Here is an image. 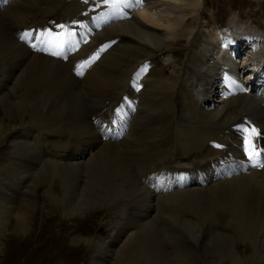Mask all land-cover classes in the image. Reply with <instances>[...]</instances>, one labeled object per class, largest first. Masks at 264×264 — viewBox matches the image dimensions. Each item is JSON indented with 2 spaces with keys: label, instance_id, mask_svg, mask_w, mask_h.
<instances>
[{
  "label": "bare ground",
  "instance_id": "obj_1",
  "mask_svg": "<svg viewBox=\"0 0 264 264\" xmlns=\"http://www.w3.org/2000/svg\"><path fill=\"white\" fill-rule=\"evenodd\" d=\"M164 1L155 7L158 2L147 0L144 5L148 6L142 8L144 5L139 6L135 0H126L130 5L135 6V10L130 11V19L121 20L115 24L114 27L118 32L110 34L122 33L119 37L121 40H125V46L121 45L117 48V43L105 54L103 62L94 67L84 79H79L61 61L31 52L27 46L13 36L14 30L22 25L23 27H28L31 24L36 25L33 23L37 16L41 15L46 19L55 9L69 8V4L62 5L61 0H13L2 12L3 16L10 15V22L5 24L7 19L2 20L3 16L0 15V68L5 65L9 76L14 79L11 90L21 87V91L15 102L12 103L7 99L4 103L11 108L12 112L22 109L23 113L32 117L31 119L37 118L43 125L42 129L45 131L43 133L50 138H56V140H50V143L60 141L62 145H66L65 155L58 153L53 161L61 163L63 162L61 159L66 158L70 162H65L64 166L48 162L44 164L43 173H50L51 177L59 175L63 180L65 179L68 183L66 189H68L69 196L67 197L71 199L81 197L85 200H89L90 197L93 202L98 201L103 205L106 201L109 204L120 202L121 205L117 207V210L129 212L130 226L122 228L118 236L122 235V237L124 236L123 240L125 238L127 240L128 234L133 236L132 232L138 231L137 235L139 236L136 239L142 242L141 244L138 242L137 248L131 251L133 254L131 253L132 256L129 255V257L133 258L132 260L129 258V261L137 262L140 259L146 260L147 257L155 256L156 260L158 257L156 262L162 260V264H169L168 253L165 250L167 249L169 254L173 253L174 244L167 245L168 247L166 246L167 248L164 249L162 241L163 236H169L180 244L181 249H174L177 264H184L185 261L186 264H239L243 257L236 255L232 250L237 252V248L231 244V235L218 233L219 229L214 227L215 216L217 220L220 218L219 216L225 217V227L235 228V231H232V236L236 234L245 240V245L252 248L251 257L255 259L257 247L260 246V240L264 237V175H249L247 173L242 177H232L228 182L226 180L216 184H207L203 188L176 189L165 193L155 192L144 182L150 173L168 170L167 161L165 162L164 158L166 153L172 155L170 158L172 168H176L174 163L177 159L174 158L195 154L197 160H190L188 163L194 167L204 166L203 161L213 153L207 145L209 140L205 139L211 135L209 133L210 126H217L220 123L223 127L239 121L240 113L237 112L239 110H248L255 115L256 113L264 114V107L260 104L262 100L250 94H243L231 99L229 97L221 102L222 104L217 103L221 98L216 96L214 86L217 84L214 72L219 66L218 63H214L210 59L216 46L212 41H204L200 37V34L203 36L204 33L201 31L196 33L192 26L198 18L194 14H200V9L197 7H201L199 0ZM178 1L186 2L185 6H181V2L178 4ZM177 12H180V15L175 17ZM189 13H192L191 17L195 20L194 22H190ZM7 26H10L9 30ZM114 27L109 28L113 29ZM195 37L204 43L202 46H205V49L197 48L198 42L197 40L195 42ZM181 39L188 42L185 58L180 65H176L175 61L178 59H174V66L168 70L167 74H164V71L169 67L167 63L162 62L160 72L163 75H154L158 77L154 79L156 87L152 88L153 91L151 89L145 92L142 97L141 112L145 115H141L139 119L141 121L136 119L137 122L135 121L133 124L135 136L128 137L137 113L134 114L126 134L128 138L124 137L126 139L122 138L118 143L110 140L102 141L93 126L91 115H104L105 107L99 108L97 113L93 111L90 114V108L97 109L94 106L104 96L101 95V92L104 94L108 91L105 96L113 97L117 91L112 92V90L118 88V81L124 84L131 73L130 69L134 68L136 62L133 58L147 50L160 52L173 49ZM153 52L148 53L150 55ZM228 52L230 53L231 50ZM254 53L252 56H255ZM158 57L157 54L152 55L155 61L159 59ZM261 59L262 57L259 55L256 58L253 57L254 61L260 62ZM130 63H132V68L130 67L125 73L123 81L122 79L118 80L121 76L118 77L119 70L122 67L124 69ZM189 65L195 66L197 69L195 73L199 72L203 76L200 74L201 77L193 78L192 74V77H186L188 74L184 70ZM212 68H215L214 72ZM202 69L205 71H201ZM178 77L185 85V90L182 91L184 96H180L185 103L186 113L184 114L188 118V123L185 125H176L175 121L173 125L175 115L173 117L171 105L175 97L173 98V95L169 93L173 91L177 94L181 91L178 86L174 87L175 84H178L176 83ZM150 81L152 79H149L148 84ZM189 83L208 86L205 95L201 98L194 97L190 91ZM122 87L119 90H122ZM95 97L97 100H94ZM211 104L214 106L213 108ZM158 113L166 115L159 126ZM194 122L197 123V127L192 134L173 131V127H177L179 131L188 129ZM16 129H18V125L0 124V139L9 137ZM28 132L29 130H26V138L25 132H22L24 139L22 142L17 141L16 145L22 148L35 147L37 142L43 145V142L35 140L34 134L29 139ZM57 134L62 135L63 138ZM223 137L224 133H219L218 139L221 140ZM203 139L205 140L202 149H197L199 145L196 146L195 142L200 144ZM68 144L71 145V149ZM69 149L70 154L67 155ZM78 157L80 160L76 161ZM85 178L87 183H82L77 188V184H81L79 183L80 179ZM86 194H90V196L86 197ZM8 214L6 209L0 218V241L6 232ZM131 228L136 229L131 231ZM127 246L128 244L126 248ZM218 251H220L219 254ZM129 264L131 263L129 262Z\"/></svg>",
  "mask_w": 264,
  "mask_h": 264
},
{
  "label": "rangeland",
  "instance_id": "obj_2",
  "mask_svg": "<svg viewBox=\"0 0 264 264\" xmlns=\"http://www.w3.org/2000/svg\"><path fill=\"white\" fill-rule=\"evenodd\" d=\"M152 1L158 2L157 5L155 4V7L158 6L159 3L165 2L164 0H152ZM177 3L178 4L180 3L181 6L183 7L185 6L184 4H186V2L183 1H178ZM199 4L201 5V7L199 6L197 7L200 9L201 16L200 14L198 15L197 13L194 14V16H197L198 18L196 19V23L192 26H194V30L196 33H200L201 31L202 33H204V35H206V37H208L211 40H215L213 27L219 20H223L226 18V16L230 15L231 12L230 8H233L235 10L238 9V10L235 11L232 14V16L230 15L228 17L229 19L232 17L231 20L227 22L228 24H230V21L232 22L234 20L235 15L237 17L240 16L239 14L241 13H243L244 15L248 13L250 16V13H253L252 11L254 10L258 11L261 8L262 13L264 14V0H211V1L199 0ZM152 5H154V3H152ZM0 13H1L0 15L3 16L4 13L2 12ZM179 15L180 12L175 13V17H178ZM189 15H190V22H194L195 20H193V18L191 17L192 13H189ZM3 18L2 20L7 19L5 21V24H7L8 21L10 22L11 18L9 14H5ZM235 20H236L235 26H239L238 20L237 19ZM251 20L256 22L259 26L263 24L260 21V19L251 18ZM33 24H36V21ZM208 24H210L211 26H209ZM9 28L10 26H7L8 30ZM22 28L23 25L22 27L15 29L14 30L15 33L13 32L14 33L13 36L16 37L18 41L20 38L19 30ZM253 28L255 29L256 27ZM200 37H202V34H200ZM196 40L197 37H195V42ZM252 41H255L254 42L255 46H259V37H256V39H252ZM120 43H121L120 45L118 43L117 48L121 45L125 46L124 44L126 42L123 41V43L122 42ZM187 43H188L187 41L185 42L184 40L181 39L173 49L163 50L162 54L161 53H160L161 55L159 54L161 61H165L169 59L167 55L170 54V51H173L171 52L173 56V60L178 59L175 61L176 62L175 64L180 65L183 59L185 58ZM202 44L204 45V43ZM214 45L216 44L214 43ZM197 46H196L197 48L200 47V49H205V46L201 47L200 42H198ZM252 50L253 49H250L249 53H251ZM259 50L260 49H257V51ZM249 53H247L246 57H249ZM257 54H255L254 56L255 58L257 57ZM258 55L261 56L260 53ZM155 62L159 66V71L155 72L154 75L156 76L160 74L163 75L160 72L162 66L160 65L159 59L156 60ZM132 63H130V65L125 66L124 69L122 67L119 70L118 77L120 75L121 76L119 77L118 80L122 79L123 81L126 75L125 73L128 72ZM4 66L1 67L2 69L0 68V124L8 126V124L11 123V125H15V126L18 125V129L14 131L15 133L12 132L10 134L11 137L9 136L5 139L3 138L0 139V212H1L0 218L2 217V214H4V210L7 209V212H9V214L7 215L8 222L5 228L6 232L4 234V237L0 241L1 242L0 264H96V263L97 264H122V263L129 264V262L131 264L134 263L135 261L134 262L131 261L133 258V257L131 258L133 254V252L131 251H134L137 248V245H139V243L140 244L142 243L141 241L136 239V237L139 236L137 235L138 231L132 232L133 236L128 234L127 240L126 238L125 240H123L124 238L118 239L119 242L114 247L111 248L109 246L110 242L114 240L117 232L119 231V228L122 226V223L124 221L122 220V222H120L122 216H126L124 210H117V207H120L121 205L119 204L120 202L118 203L113 202L109 204L108 201H106L107 203L105 202L103 205V203L101 204L98 201L93 202L89 197L90 194H86V197H89V200H85L84 198L81 197H78L76 199H71L70 197H67L69 196V193H68V189H66L68 188V183L66 182V180L65 179L63 180L59 175H55L51 177L50 173L49 174H46L45 172L43 173V171L45 170L44 164L48 162H54L53 160L55 159L54 158L55 156H53L52 154L55 153L54 151L57 143H54V146L51 147L47 146V148H45L47 153H42V150L37 146L29 147L27 145L28 147L26 148H22L21 146L20 148L18 145H16L18 143L17 141L22 142V140L24 139L23 138L24 133L22 132H25V138H26L27 136L26 130H29L28 132L30 136L29 139L31 138V136H33L35 131L38 130L42 132L45 131L42 129L43 128L42 123H39L40 121L37 118H33L34 120L31 119L32 117L27 113H23L22 109H18L17 111L12 112L11 108L5 105L4 101L6 102L7 99H9L10 102L12 103L16 101L18 95L20 94L21 87H16L13 90H11L13 85L12 82H14V79L11 76H9L6 66L5 68ZM165 69L166 70L164 71V74H167L169 69L167 68ZM195 70L197 69L193 65H189V67H186L184 71L186 72V74L189 75V76L186 75V77L190 78L192 74H193L192 75L193 78L201 77L202 74L199 72L195 73ZM130 71H132V69H130ZM201 71L204 72L205 69H202ZM153 76L150 78V80L152 79V81H150L148 84V88L150 89L156 87V82H154L156 76L154 77ZM182 82H183L182 79L179 78L176 82L178 84H175L174 86V87L178 86L181 89L180 92H178L177 94L174 93L173 91H172L173 93L172 92L169 93L170 95H173L172 96L173 98L174 97L176 98V99L174 98L173 100L172 103L173 106L171 105L173 117L175 115V118L173 119V125L176 122H177L176 125H185L188 123L187 115L185 116L184 114L186 113L185 103H183L184 101L181 98L184 96L182 91L185 90L184 87L185 85L182 84ZM122 85L123 83L121 81L120 82L118 81V88L112 90V92H116L117 90H119L122 87ZM106 93L103 94L101 92V95L105 96ZM144 94L142 95V97L144 96ZM94 100H97V97H95ZM99 100L94 107L96 108L98 107ZM178 107L181 109H179ZM183 108H184V112H183ZM97 112L98 109H94V113ZM158 114L159 116L157 115V122L159 123L158 124L159 126L160 123L162 122V119H164L163 117H165L166 115L165 114L160 115V113ZM137 115L132 123V127L130 130L132 132V133L130 132L131 136L129 134L128 137L135 136L133 134L134 133L133 124H135L136 119L138 121L140 119V116L141 115L144 116L145 114L140 110V112ZM35 123L41 125L38 126ZM23 124L26 125L27 127L24 126ZM193 124L192 126H190V128L181 131H179L177 127H173L174 128L173 131L175 132V130H177L178 133L192 134L195 132V128L197 127V123L194 122ZM219 125L222 126V124L220 123L217 126ZM34 127L36 128L35 131H33ZM57 135L60 138H63L61 137L62 135L60 134ZM128 137L126 136V138ZM126 138H124V140ZM204 140L205 139H203L201 141L202 143L200 142V144L195 142L196 146L199 145V148L197 149H202L201 147H203ZM112 142L118 143L117 141H112ZM60 144H61L60 146H62L61 142ZM68 145L71 149V145L70 144ZM27 149L29 152L27 151ZM32 149L33 151H31ZM70 149L68 150L69 153H67V155L70 154ZM30 151L32 152V154ZM171 156H172L171 153L164 154V158L166 159L165 162L167 161L166 167L169 171L172 170V163L170 159ZM54 163L61 164L63 166L65 165V162L58 163V161H55ZM228 181H230V179L227 180L226 182ZM79 183L81 184H77V188H79L82 185V183H87V179L86 178L83 180L80 179ZM83 196H85V194H83ZM19 213L21 216L19 215ZM222 213L224 214V212ZM219 217L218 218L220 220L218 219L219 220L218 222H220V225L217 226L219 232L218 231L216 232L227 236L231 235L230 236L231 244L233 247L237 248V252H235L234 249L232 250L236 255L243 257L239 264H264V260L262 261L261 259L262 256H264V247L260 249V247L262 246V242H264V239L261 238L260 246L257 247L258 249L256 250L255 259H253L251 257L252 253H250L252 252L251 246L245 245V240H242V238L239 235L235 234L234 236H232V233L235 231V228L228 229L225 227L226 230H221L219 228L220 226L222 225L225 226L226 224L225 217L223 216H219ZM133 237H135L137 241L135 239H132ZM162 241H163L164 249L168 247L167 245L174 244L172 248L173 253L169 254L167 249L165 251L166 253H168L167 256L169 257V264H177L175 260L176 252L174 251V249H181L180 244L175 240L171 239L169 236H163ZM132 243L133 245H131ZM127 244L128 246L126 248ZM220 251H218V254L220 253ZM120 255L121 257H119ZM129 255L131 256L129 257ZM152 257H154V259H152ZM129 258L131 259L130 261ZM148 259H151L152 261ZM107 260L108 262H106ZM140 260L142 261L141 263ZM140 260H138L134 264H138V262L139 264H162L161 263L162 260L156 262L158 261V257L156 260L155 256H151V258L147 257L146 260H142V259ZM184 264H186V261Z\"/></svg>",
  "mask_w": 264,
  "mask_h": 264
},
{
  "label": "snow or ice",
  "instance_id": "obj_3",
  "mask_svg": "<svg viewBox=\"0 0 264 264\" xmlns=\"http://www.w3.org/2000/svg\"><path fill=\"white\" fill-rule=\"evenodd\" d=\"M87 2V0H86ZM105 3H108L109 0H104ZM125 6H130L125 4ZM61 29H64L65 26L64 25H60ZM29 35L28 33H25L24 36L21 37V39H24L25 36ZM74 35V32L72 31H63L61 33L55 34L53 35V33L48 32L47 36L49 37L48 41L46 42L48 44V46L52 47L54 50L50 53L52 55H56L59 56L60 55V51H57L55 49H63V47L65 46V44L68 43V40L71 36ZM33 47H35V45H33ZM101 51H103V49H101ZM98 56V54H97ZM97 56H93L91 58V60L86 61L85 63H91L92 61H94ZM84 67V64L78 65L77 66V74L78 75H82V71L80 70L81 68ZM256 134V130L252 129L250 135H255ZM217 147H219V145H217ZM246 152L249 156V159H257L260 156V152L255 150V146L251 144V142L249 140H246ZM264 166V165H261Z\"/></svg>",
  "mask_w": 264,
  "mask_h": 264
}]
</instances>
